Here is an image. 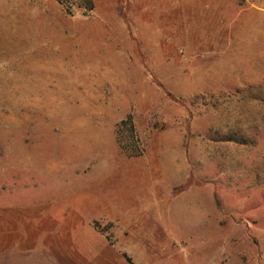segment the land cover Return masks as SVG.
<instances>
[{
    "label": "rangeland",
    "instance_id": "1",
    "mask_svg": "<svg viewBox=\"0 0 264 264\" xmlns=\"http://www.w3.org/2000/svg\"><path fill=\"white\" fill-rule=\"evenodd\" d=\"M93 4L0 0V264H264V0Z\"/></svg>",
    "mask_w": 264,
    "mask_h": 264
},
{
    "label": "trees",
    "instance_id": "2",
    "mask_svg": "<svg viewBox=\"0 0 264 264\" xmlns=\"http://www.w3.org/2000/svg\"><path fill=\"white\" fill-rule=\"evenodd\" d=\"M60 3H62L63 5H65L69 10H73V7H83L86 9V10H92L94 8V4H93V0H59ZM131 130L132 127H131ZM122 144H123V147L126 149L127 152H130V149L126 148L124 146V141H121ZM133 152H136V154L134 155H137L139 154L138 151H133Z\"/></svg>",
    "mask_w": 264,
    "mask_h": 264
},
{
    "label": "crops",
    "instance_id": "3",
    "mask_svg": "<svg viewBox=\"0 0 264 264\" xmlns=\"http://www.w3.org/2000/svg\"><path fill=\"white\" fill-rule=\"evenodd\" d=\"M24 252H28V251H24ZM31 252V253H30ZM41 252H43V250L41 249H31L29 250L30 254L28 258H24V259H16V260H11V264H42L44 262H47L43 259H41L39 256L41 255ZM42 262V263H41ZM52 264H55V261H52Z\"/></svg>",
    "mask_w": 264,
    "mask_h": 264
}]
</instances>
